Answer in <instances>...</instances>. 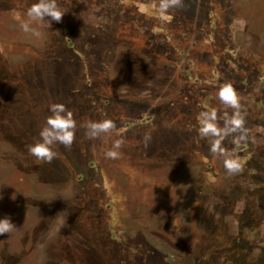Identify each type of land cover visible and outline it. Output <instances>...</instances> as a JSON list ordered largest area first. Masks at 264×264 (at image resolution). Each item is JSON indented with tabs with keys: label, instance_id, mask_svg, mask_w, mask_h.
<instances>
[{
	"label": "rangeland",
	"instance_id": "obj_1",
	"mask_svg": "<svg viewBox=\"0 0 264 264\" xmlns=\"http://www.w3.org/2000/svg\"><path fill=\"white\" fill-rule=\"evenodd\" d=\"M216 1L212 17L210 0H186L172 18L174 9L161 17L160 0H58L61 22L34 25L33 35L20 23L34 0H0V217L17 226L0 236V264H264V0ZM210 26L244 57L220 64L248 130L237 175L211 144L186 143L191 133L157 134L158 149L125 127L198 100L233 116L209 83L181 101L191 61L171 38L206 59ZM53 103L66 105L77 130L70 149L56 145L57 158L43 163L28 148ZM104 119L113 132L88 139L84 125ZM116 139L124 145L108 159ZM111 186L115 209L102 200Z\"/></svg>",
	"mask_w": 264,
	"mask_h": 264
},
{
	"label": "clouds",
	"instance_id": "obj_2",
	"mask_svg": "<svg viewBox=\"0 0 264 264\" xmlns=\"http://www.w3.org/2000/svg\"><path fill=\"white\" fill-rule=\"evenodd\" d=\"M185 6V0H160L158 11L163 17L172 9H181ZM67 11L59 6L58 0H34L26 11L27 19L20 23L25 33L39 35L34 25L51 28L52 22H61ZM219 101L234 110L231 118L223 117V125L218 126V117L215 111L201 113V127L199 134L201 138L215 137L211 144L210 151L214 156L224 157V168L230 175H237L243 172V163L236 156V149L248 141V130L245 126V116L240 112V97L231 83H225L218 91ZM50 115L46 118L40 129L39 138L28 148L31 156L43 163H51L57 158L56 145H63L70 149L77 130V122L74 115L63 103H53L49 106ZM88 139H97L103 135L113 132L116 123L112 119L91 121L84 125ZM233 137L234 150L227 152L223 149L222 141ZM151 139L150 135L145 136V143ZM124 141L116 139L112 149L105 153L108 159H117ZM17 226L10 216L0 217V236L11 234Z\"/></svg>",
	"mask_w": 264,
	"mask_h": 264
},
{
	"label": "trees",
	"instance_id": "obj_3",
	"mask_svg": "<svg viewBox=\"0 0 264 264\" xmlns=\"http://www.w3.org/2000/svg\"><path fill=\"white\" fill-rule=\"evenodd\" d=\"M218 3L219 2L216 0L215 1L210 0V4H208L209 7L207 8V10H205V11L210 13V17L214 16L212 14H218L219 13L218 8L220 9V4H218ZM176 10H178V9H174V12H172V14H170V17L173 18L175 16H178L176 13L178 11H176ZM166 20H170V19L166 18ZM211 22H214V21L211 20ZM216 24H217V29L219 31V27H220L219 20H218V22H216ZM210 27H211V31L209 30L208 34H210L212 36H211L210 44H208V48H207L209 55L205 56V57H207L206 59H204V57H203V59H199L198 51L195 48H192V46L190 48H188L187 44L184 45V42L182 44V42L179 41L176 37L171 38V40H172L171 43H173V47L183 57V59L185 60V64L189 63L191 61L188 66L182 67V70L186 71V76L188 77V81H189L187 84L188 86H187V88H186V90H185V92L181 98V101L183 103L187 102L190 99V97L191 98L195 97L196 94L191 89L196 88L198 90L204 91L205 90V83L206 84L209 83L210 85L211 84L214 85L213 87H215V89H213V91H214L213 93L215 95H217L220 87L223 86L225 83H231L232 84V82L223 81V77L220 74V71H221V69H220L221 65L220 64L221 63L223 64L222 60L226 59L229 56L228 59H230L233 62L232 65H236V64H238V62L240 60H244L243 54L240 52V50L237 47H234L233 44H230L228 40L219 39L218 40L219 43H217L216 40L214 39L215 27H212V26H210ZM172 30H173L172 26H165V33L168 35V37L172 36ZM187 50H189V51H187ZM76 53L81 55L78 51H76ZM232 67H233V70L235 71L236 70L235 66H232ZM239 75L237 77H239ZM246 79H247V77H245L243 81L241 79V81H242L241 84L245 85L248 81ZM89 83H90V80L88 79V81H86V84L89 85ZM123 106H125V104H123ZM172 106H173V104H172ZM172 106H170V108ZM180 108L181 107H177V108L173 107V109H171L170 111H168L169 110L168 109L167 111H164V112L163 111L157 112V114H151V115H146V116L144 115L143 116L144 118L142 120H140L141 118L140 119L138 118V121H136L134 119L131 122L125 123V127L127 129H130V128L137 126L136 131H135L136 135H139L140 138H144V141H145L146 135H150V137L153 136V138H151L147 142V144L153 145L154 140L156 139V143H157L156 145H157L158 149L162 146V142L160 143V141H158L161 139H158V137L160 138V136H156L157 134L162 135V136L167 135L170 138H174L177 135L183 136L184 140H185V138L189 135V133H191L192 134L191 137H193L192 140H190L188 137H187L188 139L185 140L186 143H188V144H190V143L199 144L201 142H206L207 144H212L213 142H215V140L217 138H215V137L201 138V136L199 134V129L201 127V113L215 111L217 113L218 124H219L220 123L219 121H222V118H223V115H221V113H220L221 110L210 108L202 100H198L196 105L192 104L191 109H188V111L185 113L180 112V110H181ZM126 109H124V110H126ZM192 110L195 111V114H190V111H192ZM224 111H225V109H224ZM147 117H151V118L149 119ZM228 117L229 118L232 117L231 112L228 115ZM226 141H228V140L224 139L222 141V143L226 144ZM241 146H243V147L238 148L236 150L239 153L243 154V153H245L247 145L245 143H243V144H241ZM229 148H230V146H229ZM234 148H235V146L233 147V149ZM87 164H88V166H90V162ZM209 165H211V163ZM212 165H213V163H212ZM93 168H94V165H92V167H90L89 169L93 170ZM114 196H115V194H114V191L112 190V186H111V191L109 194L103 193V195H102L103 202H107L108 203L107 206H109V208H112V209H115V204H116V200L114 199Z\"/></svg>",
	"mask_w": 264,
	"mask_h": 264
}]
</instances>
